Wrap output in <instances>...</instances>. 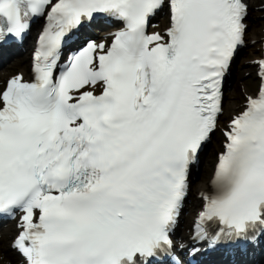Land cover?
Segmentation results:
<instances>
[{
  "label": "snow or ice",
  "instance_id": "snow-or-ice-1",
  "mask_svg": "<svg viewBox=\"0 0 264 264\" xmlns=\"http://www.w3.org/2000/svg\"><path fill=\"white\" fill-rule=\"evenodd\" d=\"M98 17L123 25L111 44L89 40L61 62ZM248 18V0H0V45L44 22L32 80L0 87V221L14 222L20 264H184L174 234L217 132L193 238L264 245V61L259 93L221 126Z\"/></svg>",
  "mask_w": 264,
  "mask_h": 264
},
{
  "label": "rangeland",
  "instance_id": "rangeland-1",
  "mask_svg": "<svg viewBox=\"0 0 264 264\" xmlns=\"http://www.w3.org/2000/svg\"><path fill=\"white\" fill-rule=\"evenodd\" d=\"M257 4H264V0H260L257 2ZM260 6H255L254 8H251V12L249 15V19L247 20L249 24L248 33L251 29H256V33L258 38L261 37L263 31H264V11L260 9H256ZM254 12V13H252ZM31 36V33H30ZM28 37V39L30 38ZM27 39V40H28ZM36 39V38H35ZM254 39H251L249 37L248 39V45L246 48H244L241 51V54L238 56L234 69H233V78H231L230 86L227 85L226 87V96L224 101V114L221 117V121L224 123V120L226 119V115H232L236 114L238 107L241 105V103L245 100L244 93L245 92H252L257 89L258 82L256 81L255 76V69L253 66L249 63L250 60L257 59L261 56L260 47L261 43L260 41L255 44H249L250 41H253ZM27 42V41H26ZM35 43V41H34ZM33 43V47H34ZM256 48V49H251ZM23 49V48H22ZM25 54V51H24ZM30 58H31V52H30ZM14 71L13 73H16ZM245 90V92H244ZM233 102L232 104H227V101ZM222 137L219 132H217L213 138L209 146L207 147L206 153L203 158V169L204 174L213 172L215 163L217 161V156L220 151H222ZM195 184V182H193ZM198 190L194 189V185L191 188L190 193V199H194L197 197ZM199 208V207H198ZM197 209L195 210L194 215H196ZM193 220V219H192ZM191 225V224H190Z\"/></svg>",
  "mask_w": 264,
  "mask_h": 264
},
{
  "label": "bare ground",
  "instance_id": "bare-ground-1",
  "mask_svg": "<svg viewBox=\"0 0 264 264\" xmlns=\"http://www.w3.org/2000/svg\"><path fill=\"white\" fill-rule=\"evenodd\" d=\"M258 1H260V0H248V4L250 5V9L254 8L255 6H263L264 5V4H257ZM252 13H254V12H252ZM36 33H37L36 29L31 32L30 38L24 44L23 49L21 50L18 57H16L11 62H9L8 65L1 71H5V73H7L8 75H14L15 73H13V72L16 70L17 71H23L26 73L29 72L30 67L32 65V61L30 60V52L32 51V48H33V43H34V38L36 36ZM249 33L250 34L248 36L251 37V39H256L258 37L257 33H256V29H251ZM251 49H256V48H251ZM24 51H25V54H24ZM31 57H32V55H31ZM231 78H233V73H231L230 78L226 79L225 85L227 83L232 84ZM0 79H1V77H0ZM225 85H224V88H225ZM224 100H225V95H224V98L222 101V106H224V104H223ZM230 101L228 100L227 104H229ZM232 103L233 102H231L230 104H232ZM211 177H212V172L204 174L203 167L200 168L198 173H196L194 175L195 184L192 181L191 182V188L194 185V189L198 190V192L209 190ZM200 205H201V201L198 198H194V199L191 198V201L189 202V204L187 206V214L185 216V219H183V226L189 225L192 218L193 219L195 218V216H194L195 210L198 209V207ZM13 229H14V224H9L7 228H3L0 230V232L2 233V237H3L2 251L4 253V258L8 262V264L9 263L10 264H18V261H19V257L15 254V252H12L7 245L9 235L12 234Z\"/></svg>",
  "mask_w": 264,
  "mask_h": 264
}]
</instances>
